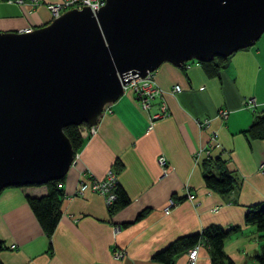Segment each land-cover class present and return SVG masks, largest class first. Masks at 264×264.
I'll use <instances>...</instances> for the list:
<instances>
[{
  "label": "crops",
  "instance_id": "0c3cea01",
  "mask_svg": "<svg viewBox=\"0 0 264 264\" xmlns=\"http://www.w3.org/2000/svg\"><path fill=\"white\" fill-rule=\"evenodd\" d=\"M54 1L58 0H0V31L49 22L45 4ZM153 75L162 91L146 111L127 88L98 116L95 132L83 129L85 141L60 183L61 214L51 234V249L26 200V194H44L45 183L0 190L2 264H164L152 259L154 252L211 223L240 227L223 245L233 264H259L256 254L264 250V231L245 223L244 212L248 204L264 200V138L249 140L243 131L264 112V31L253 44L226 56L217 73L189 60L179 66L163 61ZM175 84L180 89L172 91ZM250 98L256 103L252 107L246 105ZM161 101L168 113L149 124ZM202 117L208 119L205 127L197 123ZM207 152L227 155L228 169L240 178L239 187L227 196L204 184L199 163ZM159 155L166 158V173L157 162ZM116 158L124 166L115 180L130 201L111 214L100 192H73L81 179L105 178ZM186 191L194 199L185 197ZM170 196L177 202L165 211ZM10 243L16 247L9 248ZM115 249L124 255L115 257ZM186 251L175 256L174 264H188ZM194 264H211L205 245Z\"/></svg>",
  "mask_w": 264,
  "mask_h": 264
},
{
  "label": "water",
  "instance_id": "95a60500",
  "mask_svg": "<svg viewBox=\"0 0 264 264\" xmlns=\"http://www.w3.org/2000/svg\"><path fill=\"white\" fill-rule=\"evenodd\" d=\"M263 31L264 0H105L0 31V190L62 178L64 126L94 125L132 77L226 57Z\"/></svg>",
  "mask_w": 264,
  "mask_h": 264
},
{
  "label": "trees",
  "instance_id": "16d2710c",
  "mask_svg": "<svg viewBox=\"0 0 264 264\" xmlns=\"http://www.w3.org/2000/svg\"><path fill=\"white\" fill-rule=\"evenodd\" d=\"M225 58L215 56L209 61H199V63L203 64L209 73H217ZM88 127V124L74 123H69L64 126L63 131L68 137L74 152L79 151L83 145L86 138L83 134V129H88ZM243 132L249 140L252 138H264V112L255 116ZM227 160L228 156L222 152L215 155L207 152L201 157L199 163L206 187L223 196H227L240 185L238 175L228 169L226 165ZM123 166V162L119 158H116L112 163V170L113 172L116 171L115 174H117ZM62 179L63 177L47 181L45 183L47 190L44 194H26V200L48 238V248L50 249L52 247L51 234L61 214L63 189L60 183ZM114 191L116 196L111 202V205H107L108 212L111 214L127 205L130 201L129 195L116 180ZM144 211L145 209L141 210L136 218L141 216ZM244 221L247 224L254 225L258 231H264V200L246 206ZM239 228L238 225L222 227L216 223L208 224L199 231L177 236L163 248L154 252L152 259L162 261L164 264H174V258L178 253L187 250L199 239H203L211 264H233L224 252L223 245L225 238ZM4 247L5 244L0 240V250ZM256 260L259 264H264V250L256 254ZM0 264L2 263L0 262Z\"/></svg>",
  "mask_w": 264,
  "mask_h": 264
},
{
  "label": "built area",
  "instance_id": "2783aa9c",
  "mask_svg": "<svg viewBox=\"0 0 264 264\" xmlns=\"http://www.w3.org/2000/svg\"><path fill=\"white\" fill-rule=\"evenodd\" d=\"M18 4H22L25 2V0H14ZM30 3H38L39 0H28ZM105 0H58L54 2H47L45 5L48 8L50 12V20L54 17L59 16L64 10L68 8H78L81 9L83 6H88L93 12L98 9ZM33 27L26 26L24 28L19 29L18 31H30ZM196 62H199L196 59H193ZM187 62L183 63L186 64ZM127 88H130L132 92L134 93V100L136 104L142 109L147 110L150 105L152 99L159 95L162 91L161 87L157 84V82L154 79L153 71H148L144 77H132L130 81L126 84H123V91ZM180 89V86L178 84H175L172 88V91H177ZM255 100L254 98H250L246 101L247 106H254ZM109 110V103H106L103 107V110ZM168 113L167 107L165 102L161 101L159 104V110L155 111L150 114L149 121L151 122L157 118L165 116ZM222 116H226L227 111L221 110L220 112ZM197 123L200 127H205L208 124V119L206 117L198 118ZM96 131V126L89 125L88 132L89 134H92ZM78 152H74L73 154V162L75 158L78 156ZM157 162L162 168V173H166L167 171V163L166 158L163 155H159L157 157ZM264 170V166H262ZM114 184H115V173L113 172L112 168H110L107 172V176L105 178H91L90 180L81 179L77 186L74 189V194H83L84 191L87 188L94 189L98 192H100L104 196V201L106 205H109L113 199L115 198V191H114ZM185 197L189 199H194V194L186 191ZM177 202V199L174 196L168 197L167 204L164 207L165 211H168L169 208L174 205ZM115 230L119 229V226L114 227ZM204 245V240L199 239L196 243H194L192 246H190L187 249V261L188 264H194L197 256H198V250L200 246ZM9 248H15V243H10L8 245ZM113 254L115 257L119 258L124 255V251L122 249H115L113 251Z\"/></svg>",
  "mask_w": 264,
  "mask_h": 264
},
{
  "label": "bare ground",
  "instance_id": "6f19581e",
  "mask_svg": "<svg viewBox=\"0 0 264 264\" xmlns=\"http://www.w3.org/2000/svg\"><path fill=\"white\" fill-rule=\"evenodd\" d=\"M115 170H116V169H115ZM115 172H116V171H115ZM115 172H114V173H115ZM85 177H86V176H85ZM89 177H90V176H89ZM86 178H87V177H86ZM116 178H117V177H116ZM87 179H88V178H87ZM114 185H115V184H114ZM13 186H14V185H13ZM87 190H88V189H87ZM86 192H87V191H86ZM116 193H117V192H116ZM110 205H111V203H110ZM112 206H114V205H112ZM109 208H110V207H109Z\"/></svg>",
  "mask_w": 264,
  "mask_h": 264
}]
</instances>
